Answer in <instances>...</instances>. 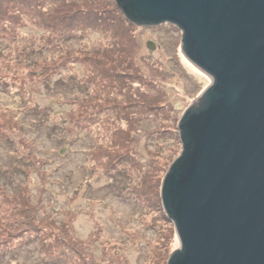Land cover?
I'll list each match as a JSON object with an SVG mask.
<instances>
[{
	"label": "rangeland",
	"instance_id": "rangeland-1",
	"mask_svg": "<svg viewBox=\"0 0 264 264\" xmlns=\"http://www.w3.org/2000/svg\"><path fill=\"white\" fill-rule=\"evenodd\" d=\"M23 2L0 0V264L83 262L68 252L69 244L77 250L87 245L83 253L92 264H164L178 240L158 209V177L180 151L179 115L210 78L183 56L175 25H135L121 14L122 27L139 47L133 59L144 74L134 73L141 78L137 84L150 79L152 89L141 85V98L125 103L130 93L121 78L124 97L115 89L108 97L122 111L82 108L93 86L82 82L79 52L99 43L97 33L72 29L77 38L61 42V27L41 25L57 0ZM93 91L104 99L100 86ZM146 94L162 101L153 106L155 116H137L131 131L126 112L143 107ZM158 125L175 128L147 139L146 129ZM111 137L114 146L107 142ZM136 149L138 166L129 168L125 158ZM110 152L123 158L114 163L103 157Z\"/></svg>",
	"mask_w": 264,
	"mask_h": 264
},
{
	"label": "water",
	"instance_id": "water-1",
	"mask_svg": "<svg viewBox=\"0 0 264 264\" xmlns=\"http://www.w3.org/2000/svg\"><path fill=\"white\" fill-rule=\"evenodd\" d=\"M113 2L135 25L179 28L183 56L210 78L156 186L178 240L164 264H264V0Z\"/></svg>",
	"mask_w": 264,
	"mask_h": 264
},
{
	"label": "trees",
	"instance_id": "trees-1",
	"mask_svg": "<svg viewBox=\"0 0 264 264\" xmlns=\"http://www.w3.org/2000/svg\"><path fill=\"white\" fill-rule=\"evenodd\" d=\"M17 1L18 0H16V2ZM23 1L24 4H19V5L24 7L27 6L25 4H29L32 0H23ZM13 4H11L9 8H12ZM17 6L18 4H15V8ZM45 13L46 14L43 16L44 20L41 22V25L50 27L52 30L53 28L56 29L57 27H61V31L64 32L63 36H67V38H63L62 36L61 42L65 40L67 41L68 38L71 39L77 38L76 36L77 34L75 32L73 33L72 29H76L80 32L83 31L88 34L97 33L95 35L99 37L98 40L99 43H95L90 47H88L87 49L84 48L85 50H80L79 52V59H80L79 62L85 65V69H84L85 76L83 75L81 77L82 82L86 84L87 88H89L90 85L93 86L89 91L90 92L89 102L85 103L84 105H82L83 102H81L80 107L83 108V106L85 107L88 106V108L90 107L91 109H94L93 107H95L97 108V111H99L101 108L112 111H122V106L120 105L118 106L117 101H115L114 98H111L110 96L108 97V94L111 93L109 92V90L112 91L111 89H115L116 93L122 94L124 97L125 92L127 91L121 93V90H119V88L121 89L124 88V86L121 85L123 84V80L121 78H124V80L127 81L125 87L129 90L130 93L129 96L126 95L124 97L125 103L133 104L134 102L136 103L135 100L141 98V94H140L141 91H139L141 90L139 88L141 85L144 86L145 89H152L149 86V83L152 82L150 79L148 80L147 83H145L144 81L141 82L140 86L137 84V82L139 81L138 79L141 78L136 77L134 73L139 71L140 74H144V72L140 71V67L137 65L135 59H133L136 56V52L138 51L139 47L136 46L135 38L130 34V31L122 27L121 13L118 12V9L115 7L113 0L112 2L109 0H57V3L52 8V10L46 11ZM110 49H115L117 51L115 52V56H114V52L109 53ZM129 52L131 54H129ZM152 65H154V63ZM154 69H157L155 65L150 67L151 74H154L155 71ZM124 72L126 73V75H123ZM132 74L134 75V77ZM94 80L97 82H94ZM133 85H135V88L133 87ZM96 86L98 87L100 86L102 90L101 95L104 96L103 100L98 99V97H96L97 94L95 91H93V89L96 88ZM133 89H136L137 92H134ZM157 100H159L158 94L156 95L146 94L145 98L140 100L139 103L140 105H143V107L140 106L141 108L137 110L126 112L130 114V118L129 120H127V122L129 124V129L131 131L134 130L135 127L133 120L135 121V123H137L140 119L137 118V116L139 115L142 116L143 113L145 114L147 113L146 114L147 116L145 118L156 115V113H154L153 106L155 105ZM161 101L159 100L157 102H161ZM102 104H104L105 106L101 107ZM83 113L84 112H80V115ZM149 121L152 123L153 126L154 120H149ZM164 127L169 129L175 128L171 125H167V126H159L157 128L153 127L152 129H146V131H148L147 139H151V136L155 134L159 136L163 131ZM107 142L111 143L113 146L116 144V142L114 141V139H112V137L110 139L108 138ZM132 142H134L133 138L126 144L131 145ZM135 153H139V151L137 149L135 151L131 150V152L127 155V157L125 158V166H129V168L138 166V160L136 159ZM106 154L108 155H103V157L105 158H109V156L112 157L114 163L119 162L120 159L123 158V156L121 155L113 156L112 152ZM141 155L147 158L146 156L147 153L145 155L144 154ZM95 159L97 160L102 159V155L99 156V153H95ZM144 165H147L149 169L152 166L154 167V165L149 163H145ZM116 166L118 165L114 164V168ZM166 168L167 167L164 168L163 174ZM158 170L159 167L155 172L157 173ZM162 176L158 177L159 185L161 183ZM158 209L162 210L161 212L163 213V209L161 208L160 204L158 206ZM69 246L71 249L69 248L68 252L74 251V255H76V257L78 256L81 260H83V262L79 261V264L82 263L92 264L93 261L91 260V258L86 259L84 256L85 254L83 253L84 250L83 248L86 247L87 245L81 247L82 250L80 249L77 250L73 246V244H69Z\"/></svg>",
	"mask_w": 264,
	"mask_h": 264
}]
</instances>
